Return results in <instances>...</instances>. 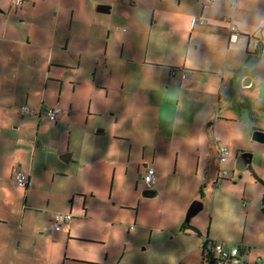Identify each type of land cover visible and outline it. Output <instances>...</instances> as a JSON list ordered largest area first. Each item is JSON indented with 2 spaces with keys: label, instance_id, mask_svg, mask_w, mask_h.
Wrapping results in <instances>:
<instances>
[{
  "label": "crops",
  "instance_id": "obj_1",
  "mask_svg": "<svg viewBox=\"0 0 264 264\" xmlns=\"http://www.w3.org/2000/svg\"><path fill=\"white\" fill-rule=\"evenodd\" d=\"M25 2L17 6L20 16ZM99 2L109 6L98 10ZM129 7H141L149 21ZM78 10L75 25L73 9L68 22L45 26L16 20L0 0V264H56L60 246L75 261L105 264L109 247L95 233L111 210L91 200L111 194L120 169L133 179L129 205L136 217L157 198L164 202L174 192L167 180L179 174L192 176L196 187L181 196L187 205L208 178L217 183L212 136L230 154L231 123L244 119L260 129L252 95L260 100L255 83L264 79V0H85ZM193 16L204 22L192 25ZM160 21L166 28L153 26ZM23 105L32 111L22 113ZM47 106L59 107L53 121ZM148 166L156 171L155 199L142 196L136 180ZM16 168L28 174L26 187L13 181ZM57 210L72 218L54 231ZM183 222L177 212L162 231L201 238L186 252L201 264L200 243L209 236L197 226L200 235L180 230ZM77 243L83 246L75 249ZM263 252L247 246L243 259L254 264Z\"/></svg>",
  "mask_w": 264,
  "mask_h": 264
},
{
  "label": "rangeland",
  "instance_id": "obj_2",
  "mask_svg": "<svg viewBox=\"0 0 264 264\" xmlns=\"http://www.w3.org/2000/svg\"><path fill=\"white\" fill-rule=\"evenodd\" d=\"M84 1L26 0L25 5L27 4L28 10L23 16H20L19 8H13L10 5L11 0H4L6 8L11 7L10 13L15 15L16 20L24 18V20H28L27 22L37 21L45 26H50L54 20L59 23L68 22L69 14L73 9V24L75 25L76 17L80 14L78 9H83ZM86 1L88 2V0ZM102 2L97 4H109ZM124 2L128 4L129 0H124ZM122 9L118 8L120 11ZM126 11L131 12L135 17L141 16L143 21L145 19L149 21L148 15L142 17L141 7H129ZM145 14L146 12L143 15ZM153 26L166 28V25H161V21ZM146 35L145 32V37ZM185 38L187 39L186 36ZM257 66L258 64L256 68ZM260 66L264 68V59ZM259 83L261 84L259 85ZM259 86L261 87L260 100H256L252 94L247 93L252 95V109L258 111V114L254 115V124L264 131L263 78L256 80L254 92L260 88ZM233 101L238 104L237 99H233ZM234 111L236 117H245V114L240 115L236 110ZM260 111L262 112L260 113ZM243 121L244 119H241L238 123H231V131H225V133L231 134L234 139L232 145H229L231 152L228 154L227 160L220 165V169L226 170L227 174L220 173L217 183L208 178L202 183L203 185L198 186H203V195L198 193V198L192 200L200 199L203 207L188 222L197 226L203 237L207 233L212 240L232 243L241 246L245 251L247 246H250L252 251L264 250L262 248L264 246V211L261 210L264 205V141L253 140L250 129L252 123L244 125ZM243 153L251 154L249 161L244 159ZM208 157L210 161L212 155L209 154ZM127 177L120 169L111 194L107 189L101 194V197L91 200L94 203L102 202L103 205L108 206L109 212L111 210L110 214L106 216L109 220L98 222L101 231L95 233L97 238L102 237L106 240L109 247L108 259L103 262L105 264H192V255L186 254V252L192 248L196 249L201 238L162 231L171 221V217L177 216V212L185 221V213L192 200L186 205L180 198L196 188L191 184L192 176L187 177L181 174L169 176L167 185L173 188L174 192L167 195L164 202L161 198L156 197V203L153 202L152 207L150 206L148 210L142 207L138 209L137 217V210L132 209L133 207L129 205L131 203L129 199L133 197V191L130 190L133 179ZM136 180L139 191H142L145 184L139 178ZM164 190L166 192V187ZM149 199H155V197ZM99 206L98 204L96 208ZM181 206L182 208L178 209ZM90 245L98 244L91 243ZM74 246L75 249H80L83 245L77 243ZM60 247L61 251L56 256V264H84L83 260L75 261L70 257L71 250L64 246ZM75 252L83 254L79 250ZM262 256L264 257V252Z\"/></svg>",
  "mask_w": 264,
  "mask_h": 264
},
{
  "label": "built area",
  "instance_id": "obj_3",
  "mask_svg": "<svg viewBox=\"0 0 264 264\" xmlns=\"http://www.w3.org/2000/svg\"><path fill=\"white\" fill-rule=\"evenodd\" d=\"M213 0H205V2H212ZM22 0H12L11 6L17 7L21 4ZM224 22L229 24V30L231 33H235L237 27L234 23L231 22L229 16L223 17ZM204 19L202 17L193 16L191 18V24L203 23ZM231 38L235 37L234 34H231ZM181 76L184 78L186 76V71H183ZM22 113L31 112L30 108L26 105L20 107ZM59 111L58 106H47L45 108V114L50 121L55 119V115ZM212 140L214 142L215 154L217 162H225L228 158V147L219 140L218 136L213 135ZM219 163V164H220ZM227 174L226 170H221L218 166L217 174ZM156 177V171L153 167H146L142 180L145 184V188H152L153 182ZM13 181L19 187H26L28 183V174L16 168L12 174ZM245 204V203H243ZM72 214L69 211L57 210L53 213L51 217L52 228L54 231H59L62 229V223L71 219ZM204 239V238H203ZM202 239V240H203ZM201 264H248L246 260L243 259V248L241 246L233 245L232 243L224 241H215L209 238L207 242V251ZM254 264H264V257H259Z\"/></svg>",
  "mask_w": 264,
  "mask_h": 264
},
{
  "label": "water",
  "instance_id": "obj_4",
  "mask_svg": "<svg viewBox=\"0 0 264 264\" xmlns=\"http://www.w3.org/2000/svg\"><path fill=\"white\" fill-rule=\"evenodd\" d=\"M107 6L109 5H105V4H99L97 6V9L98 10H103V9H107ZM251 138L255 141H259V142H263L264 141V131L262 129H254L252 131V134H251ZM243 156H244V159L246 161H249L250 158H251V154L250 153H243ZM157 194V191L153 188H144L142 191H141V195L142 196H146V197H153ZM203 207V203L200 199H194L190 202L187 210H186V213H185V218L184 220L186 222H188L190 220V218L192 216H194L197 212H199ZM262 211H264V205H262V208H261Z\"/></svg>",
  "mask_w": 264,
  "mask_h": 264
},
{
  "label": "trees",
  "instance_id": "obj_5",
  "mask_svg": "<svg viewBox=\"0 0 264 264\" xmlns=\"http://www.w3.org/2000/svg\"><path fill=\"white\" fill-rule=\"evenodd\" d=\"M214 1V0H213ZM212 1V2H213ZM210 3V2H209ZM237 27V26H236ZM253 38H254V40H255V49H254V53L255 54H259V53H261L262 52V50H263V38H262V36L261 35H257V36H252ZM220 140V139H219ZM213 141V140H212ZM221 141V140H220ZM222 142V141H221ZM213 144H214V142H213ZM220 163V162H219ZM218 163V166L219 165H221V163L219 164ZM217 166V167H218ZM252 174L254 175V173L252 172ZM217 178H219V174H217ZM200 195L202 196L203 195V193H202V190L200 189ZM180 230H182V231H186V230H190V231H192V232H194L195 234H197V235H200V233H199V230L196 228V227H194V226H192L189 222H186V221H184L182 224H181V226H180ZM208 240H209V238L208 237H205L203 240H202V242L200 243V251H201V253H200V263L202 262V260H203V257L205 256V254H206V251H207V242H208Z\"/></svg>",
  "mask_w": 264,
  "mask_h": 264
},
{
  "label": "snow or ice",
  "instance_id": "obj_6",
  "mask_svg": "<svg viewBox=\"0 0 264 264\" xmlns=\"http://www.w3.org/2000/svg\"><path fill=\"white\" fill-rule=\"evenodd\" d=\"M164 117H165V109H162L161 118L164 119Z\"/></svg>",
  "mask_w": 264,
  "mask_h": 264
},
{
  "label": "flooded vegetation",
  "instance_id": "obj_7",
  "mask_svg": "<svg viewBox=\"0 0 264 264\" xmlns=\"http://www.w3.org/2000/svg\"><path fill=\"white\" fill-rule=\"evenodd\" d=\"M142 175H143V174H142ZM142 175H140V178H142V177H141Z\"/></svg>",
  "mask_w": 264,
  "mask_h": 264
}]
</instances>
